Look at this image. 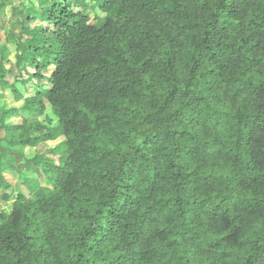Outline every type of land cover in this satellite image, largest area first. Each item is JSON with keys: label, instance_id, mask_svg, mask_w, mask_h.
<instances>
[{"label": "trees", "instance_id": "16d2710c", "mask_svg": "<svg viewBox=\"0 0 264 264\" xmlns=\"http://www.w3.org/2000/svg\"><path fill=\"white\" fill-rule=\"evenodd\" d=\"M91 1L11 5L0 264H264V0Z\"/></svg>", "mask_w": 264, "mask_h": 264}, {"label": "rangeland", "instance_id": "374dc122", "mask_svg": "<svg viewBox=\"0 0 264 264\" xmlns=\"http://www.w3.org/2000/svg\"><path fill=\"white\" fill-rule=\"evenodd\" d=\"M6 5L2 13H0V50L5 48L6 51L3 54V59L0 60V65L2 66L6 79L14 81L15 75L17 74V67L15 65V38L18 35L19 28L16 25V18L12 16L11 5H16L20 0H4ZM35 2L36 0H31ZM88 5L83 9V11L93 19L94 15L99 13L98 9L94 5L91 0H86ZM15 86L18 90L24 95H31L33 91L32 84L27 83L23 86L22 83L16 82ZM0 108L1 107H20L22 105L21 100H15L10 93V89H0ZM47 112L49 113V107L47 106ZM13 123L17 122V118L13 117L11 119ZM5 131L4 129H0V144L4 141ZM62 136H58L53 141H47L44 143H40L35 147H24L21 149L22 154H18L15 152L6 151L7 157L1 158L2 162H0V172L3 178L9 185L8 188H0V210L9 211L11 207V202L16 195V192L19 188H21L20 178L22 172L26 176H34L36 173L34 169L27 168L24 166L26 163V158H30L35 154H45L49 157H53V155L49 152L50 149L53 151H60L59 148L56 147L57 143L62 140ZM2 141V142H1ZM1 151V147H0ZM1 153V152H0ZM55 161H57L56 157H53ZM11 161L10 163L7 161ZM20 170V172H19ZM37 175V174H36ZM42 179V178H41ZM43 181V179H42Z\"/></svg>", "mask_w": 264, "mask_h": 264}]
</instances>
